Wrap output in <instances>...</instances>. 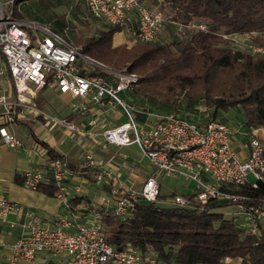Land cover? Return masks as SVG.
Wrapping results in <instances>:
<instances>
[{
    "label": "built area",
    "instance_id": "built-area-1",
    "mask_svg": "<svg viewBox=\"0 0 264 264\" xmlns=\"http://www.w3.org/2000/svg\"><path fill=\"white\" fill-rule=\"evenodd\" d=\"M15 0H0V79L8 80L14 95H0V141L10 148H21L22 141L13 126L20 118H40L61 128L66 136L83 138L93 135L99 124L97 114L108 106H118L124 121L106 127L100 125L103 146L135 145L140 155L153 167L140 187L120 183L119 175L108 170L95 174L97 183L108 185L109 196H102L101 204L122 219L129 216L138 198L158 202V174L181 178L194 183L192 194L172 193L163 204L174 207L203 208L209 200L237 204L233 214L239 217L245 232L258 235L264 221V201L249 204L239 187L264 182V143L256 137L253 128L241 133L243 142L235 147L237 133L228 123L220 120L192 121L173 113L159 114L139 108L122 97V93L138 82V76L128 71H115L94 61L58 33L32 22L20 21L13 15ZM85 13L105 25L120 26L133 42L149 43L160 40L168 26L181 31H208L207 19L192 18L181 25L172 20L174 10H162L149 0H83ZM26 26L31 31L24 28ZM223 38L236 47L234 36ZM243 38V37H242ZM243 48L251 54L264 55L262 47L254 46L243 38ZM240 47V46H239ZM237 48V47H236ZM240 49V48H238ZM243 50V49H242ZM57 88L72 98V111L85 112L91 102L94 117L85 129L83 124L55 117L34 103L36 94L46 85ZM82 167L94 168L99 163L90 151L82 154ZM66 161L52 158L46 150L43 164L24 173L22 185L36 190L41 182L51 180L55 196L65 208H70L66 186ZM252 177V180L250 177ZM79 191L80 186L74 185ZM243 203V204H242ZM22 207L6 198H0V221L10 214H19ZM92 220L74 224L64 215H58L52 226L44 225L33 212H24L23 233L11 243L0 240L6 251L4 264H40L36 257L46 252L66 258L64 264H158L151 256L141 257L129 246L115 251L104 239L100 225ZM12 225V223H10ZM226 263L232 259L226 258ZM164 264H176L166 262Z\"/></svg>",
    "mask_w": 264,
    "mask_h": 264
},
{
    "label": "trees",
    "instance_id": "trees-1",
    "mask_svg": "<svg viewBox=\"0 0 264 264\" xmlns=\"http://www.w3.org/2000/svg\"><path fill=\"white\" fill-rule=\"evenodd\" d=\"M24 1L15 0L14 16ZM149 3L155 5L156 0ZM159 8L174 10L172 20L183 26L192 18L207 19L208 31L168 26L171 41L135 42L127 48L112 46L121 27L105 25L95 35L77 38V48L93 60L136 73L137 84L122 97L139 108L204 122H226V112L237 108L243 127L264 128V55L238 49L222 36L240 34L264 49V0H162ZM48 84L49 79L36 98ZM45 147L52 158L66 161ZM76 172L94 182L99 170L81 167ZM37 190L54 195L56 187L49 180ZM238 192L247 197L246 205L260 204L264 182L239 187ZM158 200L138 198L124 219L111 210L96 211L107 244L115 251L129 246L158 264H264V221L258 235L245 232L233 214L237 204L209 200L203 208L174 207L160 202V191Z\"/></svg>",
    "mask_w": 264,
    "mask_h": 264
},
{
    "label": "crops",
    "instance_id": "crops-1",
    "mask_svg": "<svg viewBox=\"0 0 264 264\" xmlns=\"http://www.w3.org/2000/svg\"><path fill=\"white\" fill-rule=\"evenodd\" d=\"M2 67V60L0 58V68ZM3 85L0 87V93L5 88L6 93L10 96L14 95V91L10 89L9 82L5 78ZM0 79V80H1ZM41 93V92H40ZM38 97L34 98V103L44 110V100ZM61 99L66 103L65 113H61V118L72 120L76 123L83 124L85 129L94 130L95 127L90 125V119L94 117V107L91 102L86 104L84 113L79 111H72L69 107L73 101L68 94H61ZM38 99V102L36 100ZM99 124L95 128L93 135L72 138L66 136L61 128L51 123H46L40 118H33L29 115L25 118H20L13 126L14 132L22 141L21 148H10L3 145L0 141V198H6L12 202L17 203L22 207V212L19 214H10L6 221H0V240L6 243H11L17 239L22 233L23 228L21 223L24 221V212H33L42 221L44 225L52 226L54 219L58 215L66 216L73 224L70 231H74L76 223H85L93 219L94 214L100 208H104L101 204L102 196L110 197L111 188L104 183L93 182L86 176L80 175L76 172L82 166V154L90 151L93 157L99 163L97 170H108L112 174L119 175L120 183L131 185L133 187H140L143 180L153 171V167L140 155L138 148L135 145L129 146H103L102 137L100 136V125L104 124L106 127H111L124 121V115L118 106H108L101 113L97 114ZM239 123L232 125L231 128L235 130L236 139L235 147L239 149L243 142L241 133L248 130L243 127L242 122L238 116ZM228 123V122H226ZM36 125L34 133L32 126ZM263 127L254 128L252 133L255 135L257 130H263ZM255 132V133H254ZM259 134V133H258ZM260 135V134H259ZM45 136V139L43 137ZM256 136V135H255ZM258 137V136H256ZM264 136L260 135V141L263 142ZM44 143V144H41ZM64 155L68 167V174L66 179V186L69 195L70 208H65L60 203L58 197L55 195H47L37 189H29L22 185L24 173L32 167H40L43 164L46 147ZM137 153L138 158H134V153ZM121 158V159H120ZM92 169V168H90ZM158 174L161 188L159 191L162 195V200H168L172 193H177L174 189L163 191V184L161 177ZM164 177V176H163ZM175 180L181 178L167 177ZM183 181L182 186H185L188 192L184 193V189L177 194L189 195L193 193L194 183L191 181ZM187 183V185H186ZM80 186L79 191L74 190V185ZM165 188V187H164ZM105 209V208H104ZM12 223V225L10 224ZM6 251L0 247V264L5 263ZM40 264H64L65 257L54 256L52 254L42 252L36 257Z\"/></svg>",
    "mask_w": 264,
    "mask_h": 264
},
{
    "label": "rangeland",
    "instance_id": "rangeland-1",
    "mask_svg": "<svg viewBox=\"0 0 264 264\" xmlns=\"http://www.w3.org/2000/svg\"><path fill=\"white\" fill-rule=\"evenodd\" d=\"M15 18H17L20 21L32 22L36 25L46 27L47 29L58 33L65 40L71 42L75 46H77L76 44L77 38L86 39L92 35L97 34L98 30L102 29L105 26V24L102 23L101 21L90 18L86 15L83 0H59V1L27 0L19 5L18 14L15 16ZM24 28L31 31V29H28L26 26H24ZM167 30L168 29H165L163 31L161 40L171 41L173 36H171L169 31ZM233 40L237 43L236 44L237 48L244 50L242 46L243 45L242 37L234 36ZM135 44H136L135 42H133L132 40L126 37L123 31H119L115 33L112 37V46L114 47L119 45H125L127 48H130ZM103 65L115 71H127L125 68L115 69L108 65L105 64ZM3 81L4 79H1L0 84L3 85ZM134 86L132 87V89L134 88ZM1 94L2 92L0 93V95ZM39 97L41 100H44L45 102L44 111H46L50 115L55 117H60L61 116L60 112L65 113L64 111L66 109V103H64L63 99H61V95L58 92L57 88L49 87L48 89L43 90L40 93ZM145 104L147 105V101H145ZM153 112L158 113L157 111L154 110ZM159 114H164V113H161L159 111ZM238 116L240 118L241 113L240 110H238L237 108H232L228 110L225 114L226 122H228V125L231 124L237 125L239 123ZM190 117L193 118L192 116ZM199 122H204V121H199ZM35 129H36V125H33L32 130ZM34 133L39 134L40 131L37 132L35 130ZM258 133L264 136V129L257 130L255 133V135L260 138V135ZM43 139H45V136L43 137ZM262 139L264 143V137ZM134 158H138L136 152L134 153ZM249 177L252 180V177L251 176ZM161 178H162L161 179L162 184L165 187V188L163 187L164 192L167 191L166 188H169V190L174 189L177 193L182 191L183 189L185 194L186 192H188L187 189H185V186H182L183 181H181V179L175 180V179L167 178L165 176L164 177L162 176Z\"/></svg>",
    "mask_w": 264,
    "mask_h": 264
}]
</instances>
